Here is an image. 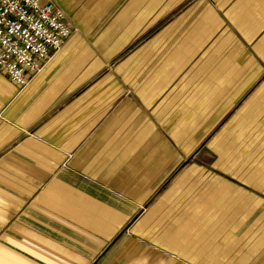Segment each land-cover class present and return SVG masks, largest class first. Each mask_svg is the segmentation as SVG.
<instances>
[{
    "label": "crops",
    "instance_id": "1",
    "mask_svg": "<svg viewBox=\"0 0 264 264\" xmlns=\"http://www.w3.org/2000/svg\"><path fill=\"white\" fill-rule=\"evenodd\" d=\"M72 32L0 71V264H264V0H41Z\"/></svg>",
    "mask_w": 264,
    "mask_h": 264
},
{
    "label": "built area",
    "instance_id": "2",
    "mask_svg": "<svg viewBox=\"0 0 264 264\" xmlns=\"http://www.w3.org/2000/svg\"><path fill=\"white\" fill-rule=\"evenodd\" d=\"M72 32L65 12L41 0H0V71L26 86Z\"/></svg>",
    "mask_w": 264,
    "mask_h": 264
}]
</instances>
